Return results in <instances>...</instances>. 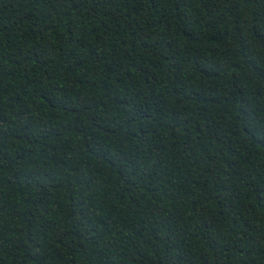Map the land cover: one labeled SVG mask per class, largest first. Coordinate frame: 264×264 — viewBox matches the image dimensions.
<instances>
[{"label":"trees","instance_id":"1","mask_svg":"<svg viewBox=\"0 0 264 264\" xmlns=\"http://www.w3.org/2000/svg\"><path fill=\"white\" fill-rule=\"evenodd\" d=\"M0 264H264V0H0Z\"/></svg>","mask_w":264,"mask_h":264}]
</instances>
